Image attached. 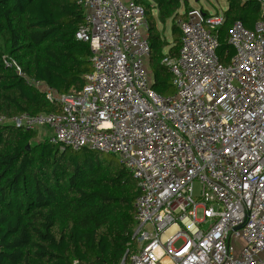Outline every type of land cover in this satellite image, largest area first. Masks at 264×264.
Listing matches in <instances>:
<instances>
[{
  "label": "built area",
  "instance_id": "2783aa9c",
  "mask_svg": "<svg viewBox=\"0 0 264 264\" xmlns=\"http://www.w3.org/2000/svg\"><path fill=\"white\" fill-rule=\"evenodd\" d=\"M254 1L260 20L234 22L227 64L217 54L224 11H186L178 53L161 61L168 95L154 90L149 23L134 0L79 1L75 37L92 51L81 89L58 94L4 58L60 112L0 123L114 155L136 179L133 240L119 264H264V0Z\"/></svg>",
  "mask_w": 264,
  "mask_h": 264
},
{
  "label": "trees",
  "instance_id": "16d2710c",
  "mask_svg": "<svg viewBox=\"0 0 264 264\" xmlns=\"http://www.w3.org/2000/svg\"><path fill=\"white\" fill-rule=\"evenodd\" d=\"M79 1L0 0V118L60 112L4 58L58 94L83 87L92 51L75 37L85 22ZM134 1L149 23L154 90L168 95L172 76L161 63L163 51L169 46V55H177V23L188 8L181 13L180 0ZM226 1L217 50L224 64L234 53L227 41L234 22L253 29L260 20L258 2ZM168 19L172 44L157 26ZM37 137V130L0 123V264H119L133 240L136 179L113 155L106 159L98 151L61 148Z\"/></svg>",
  "mask_w": 264,
  "mask_h": 264
},
{
  "label": "rangeland",
  "instance_id": "374dc122",
  "mask_svg": "<svg viewBox=\"0 0 264 264\" xmlns=\"http://www.w3.org/2000/svg\"><path fill=\"white\" fill-rule=\"evenodd\" d=\"M181 1V8L179 9L180 12H184L186 10V7L188 10L191 8H196V9H202L209 14L215 13V12H222L225 11L227 8V1L226 0H180ZM187 5V6H186ZM154 14H157V10H154ZM172 19H168L165 22H157V26L160 32V36L168 41L169 43L172 44L173 42V37H172ZM167 48V47H166ZM169 51V49H168ZM167 51V52H168ZM174 91V88H172L170 91L168 90L166 93H172ZM48 128H42L37 130L38 137L37 140H46L48 136L50 135ZM104 157L106 159H110L111 154L104 153ZM114 156V155H113ZM195 194L199 193V183L195 182ZM200 215V213H199Z\"/></svg>",
  "mask_w": 264,
  "mask_h": 264
},
{
  "label": "crops",
  "instance_id": "0c3cea01",
  "mask_svg": "<svg viewBox=\"0 0 264 264\" xmlns=\"http://www.w3.org/2000/svg\"><path fill=\"white\" fill-rule=\"evenodd\" d=\"M181 13H183V12H181ZM168 49H169V46L167 47V48H165L164 49V53H166L167 51H168ZM148 70H149V72L152 74V76H153V71H152V67H151V60H150V58H149V62H148ZM154 78V77H153ZM47 130H49V132L51 133V130L50 129H47ZM49 133V134H50Z\"/></svg>",
  "mask_w": 264,
  "mask_h": 264
}]
</instances>
